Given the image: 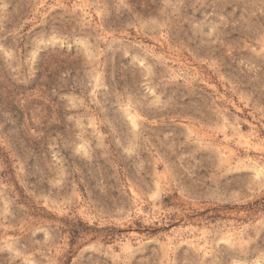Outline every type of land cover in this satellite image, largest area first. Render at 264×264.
<instances>
[{
  "label": "rangeland",
  "instance_id": "374dc122",
  "mask_svg": "<svg viewBox=\"0 0 264 264\" xmlns=\"http://www.w3.org/2000/svg\"><path fill=\"white\" fill-rule=\"evenodd\" d=\"M0 264H264V0H0Z\"/></svg>",
  "mask_w": 264,
  "mask_h": 264
}]
</instances>
